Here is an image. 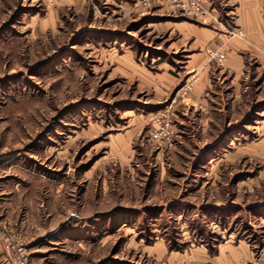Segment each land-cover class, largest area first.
<instances>
[{"label":"rangeland","instance_id":"1","mask_svg":"<svg viewBox=\"0 0 264 264\" xmlns=\"http://www.w3.org/2000/svg\"><path fill=\"white\" fill-rule=\"evenodd\" d=\"M197 1L0 0V264H264L250 1Z\"/></svg>","mask_w":264,"mask_h":264},{"label":"crops","instance_id":"2","mask_svg":"<svg viewBox=\"0 0 264 264\" xmlns=\"http://www.w3.org/2000/svg\"><path fill=\"white\" fill-rule=\"evenodd\" d=\"M249 3H246L245 13L238 18L240 26L244 29L248 37L255 43L256 49H253L255 56L258 58L261 67L263 66L264 73V21L262 19L261 13L259 11V1L258 0H249ZM205 35L204 41H202V46L206 45L207 47H216L217 44H220L221 35L214 32V29L205 28L203 33ZM218 35V36H217ZM232 47V46H231ZM205 56L201 60L204 62ZM196 65L195 62H192L191 66ZM199 65V64H197ZM208 74L205 71L204 74L200 76L199 82L195 86L196 94L202 93L208 86ZM208 80V81H207ZM207 81V82H206Z\"/></svg>","mask_w":264,"mask_h":264},{"label":"built area","instance_id":"3","mask_svg":"<svg viewBox=\"0 0 264 264\" xmlns=\"http://www.w3.org/2000/svg\"><path fill=\"white\" fill-rule=\"evenodd\" d=\"M173 2L176 3L181 8V10L185 11L186 13H195L198 15L208 14V10L204 9L197 0H173ZM209 55L210 57L215 58L217 63L220 65L224 64L226 60L225 54L221 51H210ZM170 134V130L165 125L162 126L158 131H155L152 136L156 141H164L169 138ZM18 259L21 264H24L20 257Z\"/></svg>","mask_w":264,"mask_h":264}]
</instances>
